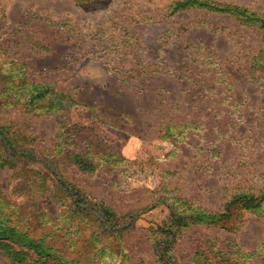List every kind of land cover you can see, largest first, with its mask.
<instances>
[{"label":"rangeland","instance_id":"obj_1","mask_svg":"<svg viewBox=\"0 0 264 264\" xmlns=\"http://www.w3.org/2000/svg\"><path fill=\"white\" fill-rule=\"evenodd\" d=\"M175 1L0 0V50L23 63L30 80L72 96L81 105L70 111L73 123L96 124L123 158L92 174L56 165L65 183L94 201L137 215L114 242L130 250L123 264H163L151 245L169 215L166 204H155L161 196L219 213L233 190L256 195L264 186L262 33L226 13L170 14ZM209 1L264 15V0ZM185 122L195 126L181 143L162 138L166 124ZM7 123L38 150L50 148L59 130L56 116L18 105L0 113ZM11 162L49 173L21 156ZM15 181L11 168H0V190L20 202ZM37 204L53 215L62 209L46 194ZM262 244L264 210L236 206L230 219L180 229L171 262L195 264L198 250L251 252ZM0 264L10 263L0 254Z\"/></svg>","mask_w":264,"mask_h":264},{"label":"trees","instance_id":"obj_2","mask_svg":"<svg viewBox=\"0 0 264 264\" xmlns=\"http://www.w3.org/2000/svg\"><path fill=\"white\" fill-rule=\"evenodd\" d=\"M189 8L229 14L242 24L256 27L264 40V15L209 0H178L168 9L172 14ZM4 53L0 50V113L18 105L26 112L56 116L59 130L50 148L38 150L33 138L13 130L9 123L0 124V168H11L16 179L12 192L22 199L8 200L0 190V254L10 264H123L129 260L130 250L126 244L114 242L122 238L137 215L133 211L117 214L65 183L56 170L61 162L81 173L92 174L99 167L116 165L123 158L99 136L96 124L73 123L70 111L80 104L72 96L56 91L50 83L30 80L24 64ZM260 56L259 67L264 74V51ZM95 119L101 122L97 116ZM193 126L194 123L187 122L166 124L162 138L179 144V136ZM16 156L43 163L49 173L18 168L11 162ZM44 194L62 208L58 213L53 215L39 207L37 200ZM157 203L166 204L169 215L166 223L153 231L151 245L158 261L177 264L171 262L175 260L171 248L180 229L230 219L236 206L264 210V186L256 195L233 190L219 213L202 211L186 199L172 196H161ZM197 255L195 264H264V244L251 252L239 247L228 251L209 248L198 250Z\"/></svg>","mask_w":264,"mask_h":264}]
</instances>
